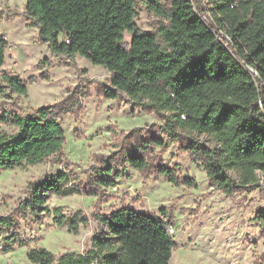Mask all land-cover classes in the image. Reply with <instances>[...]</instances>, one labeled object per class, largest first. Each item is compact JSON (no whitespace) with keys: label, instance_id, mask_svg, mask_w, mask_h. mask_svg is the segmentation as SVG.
Returning a JSON list of instances; mask_svg holds the SVG:
<instances>
[{"label":"trees","instance_id":"16d2710c","mask_svg":"<svg viewBox=\"0 0 264 264\" xmlns=\"http://www.w3.org/2000/svg\"><path fill=\"white\" fill-rule=\"evenodd\" d=\"M171 0L169 8L159 0L150 6L165 21L155 31L137 24V0H27L24 11L39 30L41 39L59 55L79 54L111 73L104 88L108 98L122 93L144 110L163 120L162 131L200 162L211 183L227 194L257 180L264 173V0ZM126 32L132 33L129 44ZM8 40L0 33V66L5 61ZM10 88L27 93V83L3 72L0 94ZM14 129L5 132L3 124ZM205 133L215 138L220 150L195 137ZM129 164L143 171L154 147L166 148L168 141L136 133ZM64 128L53 105L40 106L34 114L0 113V169L40 163L63 151ZM96 157H100L97 154ZM102 157V156H101ZM239 173L237 182L229 170ZM155 171L174 184L196 186L190 176L180 178L176 169L157 165ZM121 172L111 164L101 168L97 181L117 185ZM71 195L80 188L68 170H59L33 183L24 208L34 213L49 211L47 195ZM134 206H122L97 219L109 229L107 237L93 238L84 254L66 252L56 258L44 246L28 251L39 264H170L176 242L169 232L173 219ZM54 221L78 232L86 217L65 216L55 207ZM173 217V216H172ZM264 235V208L255 215ZM0 227L11 230L5 251L25 245L19 226L9 215L0 214Z\"/></svg>","mask_w":264,"mask_h":264},{"label":"rangeland","instance_id":"374dc122","mask_svg":"<svg viewBox=\"0 0 264 264\" xmlns=\"http://www.w3.org/2000/svg\"><path fill=\"white\" fill-rule=\"evenodd\" d=\"M26 1L0 0V33L8 40L0 77L8 72L28 87L25 94L10 88L0 94V113L7 110L31 115L40 106L53 105L65 142L63 151L40 163L0 169V214L11 216L26 239L25 245H15L6 252L11 230L0 227V264H39L30 261L28 251L40 246L54 252L56 258L66 252L87 253L95 236L109 235L97 215H108L126 205L157 215L166 208L175 228L170 264H264V235L255 220L258 209L264 208V173L258 171L256 181L232 194L211 183L202 164L180 147V140L162 131L164 120L156 112L144 110L124 93L120 98L104 95L110 84L109 70L79 54L71 57L53 52L27 17ZM150 1L137 0L136 21L141 30L158 33L165 20L151 8ZM159 2L166 8L171 5V0ZM208 6V0H203L209 16ZM131 38L132 33L126 32L124 42L129 44ZM3 128L11 133L14 125L8 122ZM136 133L168 141L166 148L154 147L147 155L149 166L143 171L125 159L133 149ZM194 135L220 150L215 138L205 133ZM106 164L121 172L116 186L97 181ZM157 165L175 168L180 178L190 176L197 185L174 184L155 171ZM63 169L68 170L80 192H49V211L34 213L24 208L31 185ZM229 172L240 180L236 170ZM55 207L68 218L77 215L87 221H81L74 232L69 220L63 225L54 221Z\"/></svg>","mask_w":264,"mask_h":264},{"label":"built area","instance_id":"2783aa9c","mask_svg":"<svg viewBox=\"0 0 264 264\" xmlns=\"http://www.w3.org/2000/svg\"><path fill=\"white\" fill-rule=\"evenodd\" d=\"M169 232L171 234H173L175 232V228H174V226L172 224L169 226Z\"/></svg>","mask_w":264,"mask_h":264}]
</instances>
